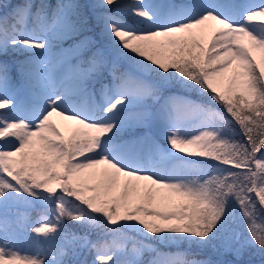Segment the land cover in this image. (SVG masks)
Returning <instances> with one entry per match:
<instances>
[{
  "label": "snow or ice",
  "instance_id": "6c2138e0",
  "mask_svg": "<svg viewBox=\"0 0 264 264\" xmlns=\"http://www.w3.org/2000/svg\"><path fill=\"white\" fill-rule=\"evenodd\" d=\"M6 7L0 56L26 58L0 61V264H87L84 251L92 264L264 257V0ZM37 201L35 223L9 219L12 202Z\"/></svg>",
  "mask_w": 264,
  "mask_h": 264
},
{
  "label": "trees",
  "instance_id": "16d2710c",
  "mask_svg": "<svg viewBox=\"0 0 264 264\" xmlns=\"http://www.w3.org/2000/svg\"><path fill=\"white\" fill-rule=\"evenodd\" d=\"M22 2H23V0H0V10L5 8L3 11L1 10L2 12H0V16H3L6 11H10V8H7L6 6H8V5L14 6V5L22 3ZM49 2L53 5H55L58 2V0H49ZM66 2H67V0H66ZM75 2H78L81 4H86L84 2V0H75ZM97 2H98V0H89V5L95 4ZM130 2H131V0H121V3H124V4L130 3ZM87 11L89 13H91L92 9L89 8V9H87ZM119 18L123 19L127 23H134V20L137 19V18H134V17L129 16V15H124V16L119 17ZM101 32H102V25H95V22H94V31L91 33V35H93L94 39L97 40V43L103 42V37L101 35ZM64 44H67V43H64ZM8 56H6V57H8ZM3 57H5V56H0V61L4 60ZM14 60H15V63L19 60H23V54L15 53ZM225 167H227V166H225ZM13 205L17 206L18 209L12 208ZM233 207H234L235 211H234L233 220L230 221V226L233 229L243 231V224L239 221V215H240L239 214V208H238V206H235V205ZM44 211H45V209L38 202H33L31 205H26L23 203L16 204L15 202H12L10 205V208H9V219L14 221L19 216V217L24 218L25 223H35L41 217V215L44 213ZM0 212H2V209H0ZM22 212H23V214L21 215ZM66 223L68 224V231H77V229L73 227V222L67 221ZM246 234L247 233H245V235ZM16 239H17V241H19V243L23 244L25 251L34 250L35 242H34L33 234L30 232V230L18 231L16 234ZM37 239H43V238L40 237ZM92 239L93 240L97 239V236L95 234H93ZM41 246L44 247L45 249H49L51 247L48 244H44ZM155 246L159 247L160 250L164 251V252L179 253V252L189 251V246L186 244L185 245H172V246H166V245H155ZM191 254L197 255L198 258H201V259L208 258L209 256L213 259L217 258L215 256V254H213L211 252L202 253V252H199L198 250H196L194 248L191 250ZM93 257H94V253L84 251L79 255L78 259L82 262L86 261L87 264H92ZM147 258H148V256L146 254L145 259H147ZM220 258L232 259L233 257L225 256V257H220ZM244 260L245 261L250 260L252 262V264H264V257H262L259 253H257L255 251V249L248 250V252H246V254L244 256Z\"/></svg>",
  "mask_w": 264,
  "mask_h": 264
},
{
  "label": "rangeland",
  "instance_id": "374dc122",
  "mask_svg": "<svg viewBox=\"0 0 264 264\" xmlns=\"http://www.w3.org/2000/svg\"><path fill=\"white\" fill-rule=\"evenodd\" d=\"M187 2H190V0H145V3H175V4H183V3H187ZM241 2L250 3V4H259V3H261V0H241ZM129 24H132V23H129ZM62 46L63 47H67L68 45H62ZM53 51L56 54L59 53V49L58 48L53 49ZM8 55H9L8 57H3V58H4V60L6 59L9 62L10 65H13L12 62L15 61L14 60L15 53H13V52L10 51ZM25 58H26V54H23V59H25ZM62 130L66 132L65 129H62ZM207 163L214 164L216 162H214V161H207ZM141 183L143 185V182H141ZM57 191H59V189H57ZM173 202H178L177 198H173ZM38 203L41 204L40 202H38ZM156 206L157 205H155V204L149 205V207H156ZM160 207H161L162 210H167V209H163V205H161ZM18 245L23 250H25L23 244L22 243H19V241H18Z\"/></svg>",
  "mask_w": 264,
  "mask_h": 264
}]
</instances>
